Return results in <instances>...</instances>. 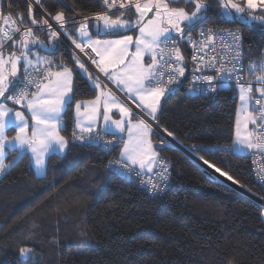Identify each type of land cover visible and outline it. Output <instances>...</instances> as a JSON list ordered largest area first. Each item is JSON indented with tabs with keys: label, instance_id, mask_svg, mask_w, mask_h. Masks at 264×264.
<instances>
[{
	"label": "snow or ice",
	"instance_id": "snow-or-ice-1",
	"mask_svg": "<svg viewBox=\"0 0 264 264\" xmlns=\"http://www.w3.org/2000/svg\"><path fill=\"white\" fill-rule=\"evenodd\" d=\"M33 3L43 9L41 0H25V10L16 9L15 13L9 10L5 14L0 9V174L25 156L44 173L46 158L63 154L70 146L61 133L67 131L64 114L74 106L71 143L100 146L109 152L119 149V158L109 161V166L115 165L127 175L143 177L157 169L155 180L150 177L141 182L154 194L162 192L170 165L157 149L167 147V137L175 136L161 126L157 114L162 111V98L178 92L185 77L187 65L180 44L193 50V67L187 69L189 93L208 96L229 91L240 102L231 143L193 145V151H249L264 157V54L245 63L242 32L204 27L217 7L221 18L259 24L264 29V0H218L216 6L208 0H100L102 11L81 13L79 20L69 19L60 9H43V15L37 17ZM196 28L197 38H193ZM38 31L47 33V41L40 39ZM62 34L150 118L158 145L152 140L153 123L139 114L134 121L132 109L93 77L73 51L77 72L98 91L91 100L76 99L73 68L63 58L59 62L51 58L64 44ZM5 45L15 50L7 51ZM39 49L48 55H41ZM209 71L214 75L207 74ZM114 111L120 118H113ZM106 136L113 139L106 140ZM11 153L15 156L6 163ZM199 158L213 170L210 179L219 174L240 184L227 171L203 156ZM260 178L264 179V168ZM19 252L21 257H34L31 248L21 247Z\"/></svg>",
	"mask_w": 264,
	"mask_h": 264
},
{
	"label": "trees",
	"instance_id": "trees-1",
	"mask_svg": "<svg viewBox=\"0 0 264 264\" xmlns=\"http://www.w3.org/2000/svg\"><path fill=\"white\" fill-rule=\"evenodd\" d=\"M41 5L50 12L63 10L69 19L103 10L100 0H41ZM25 8V0H0L5 14ZM34 12L42 15L35 8ZM204 27L241 28L245 63L264 54V29L259 24L230 22L214 7ZM198 31L193 29L191 35ZM37 35L47 41L46 32ZM39 52L48 55L43 49ZM71 52L64 42L51 58H63L73 68L76 99H92L97 90L77 72ZM161 108L160 124L174 133L173 140L197 159L203 156L227 171L240 184L230 182L264 202V187L255 182L249 155L192 148L231 143L238 96L229 91L189 96L179 90L164 97ZM74 117L73 106L64 114L67 131L61 133L70 146L64 155L48 158L43 177L35 174L25 156L0 178V264H264L263 205L210 179L198 162L171 142L157 149L172 165L170 184L165 192L151 195L109 169L119 149L109 152L71 143ZM152 140L159 144L155 131ZM21 247L33 249L34 257H21Z\"/></svg>",
	"mask_w": 264,
	"mask_h": 264
},
{
	"label": "built area",
	"instance_id": "built-area-1",
	"mask_svg": "<svg viewBox=\"0 0 264 264\" xmlns=\"http://www.w3.org/2000/svg\"><path fill=\"white\" fill-rule=\"evenodd\" d=\"M80 18H81V16H79V15L76 16V19H80ZM212 28H214L216 30H220V29L239 30L240 32H242L241 28H239V27H212ZM197 33L196 34H192L193 38H197ZM243 44H244V42H243ZM182 45L184 47L183 50H182ZM182 45L180 44L179 46L181 48L182 53L186 52V56H184V57H185V63L187 65V69H191L193 67V62L191 60V57H192V54H193V50H192L191 46H188V45H185V44H182ZM6 47H8V45H5V48ZM217 48L219 50V45H217ZM80 55L83 57V59L88 64L91 65L90 61L87 60V57H85L82 53ZM243 55H244V60H245L244 48H243ZM187 69H186V72H185V77L181 78L183 83H182V85H181L179 90H183L185 92V94L189 95V96H198V95H194V94L188 92L189 87H191V78H190V75H189V71ZM197 74H199V73H197ZM207 74H213L214 75V73H212L211 71H209ZM167 96L168 95H166L165 97H167ZM202 96H205V95H202ZM105 139L106 140H111V139H113V137H107L106 136ZM112 161H116V160H112ZM249 162H250V165H251V169H252V172H253V176H254L255 182L257 184H259V186L264 187V179L260 178V170H261V168H264V157H261L258 154L250 153L249 154ZM169 165H170V167H169L168 171H169L170 175H169V179L167 181V184H170V176L172 174V165H171V163H169ZM108 166H109V164H108ZM109 169H111L114 173L118 174L119 176L126 178L128 181H131V182H134V183L138 184L140 188L144 189L149 194L156 195V194H154L151 191V188H150V186L148 184L142 183L141 181L142 180H147L150 177L153 180H155L156 177L154 176V173L157 171V169H154L152 174L146 173L143 177H138L135 174L127 175V174L124 173V171L122 169L118 168L115 165L109 166ZM204 169H205V173L209 176V173H210L209 170L207 168H204ZM212 179H218V178L214 177ZM165 189H166V187H164V190L162 192H160V193L165 192ZM160 193H158V194H160Z\"/></svg>",
	"mask_w": 264,
	"mask_h": 264
},
{
	"label": "crops",
	"instance_id": "crops-1",
	"mask_svg": "<svg viewBox=\"0 0 264 264\" xmlns=\"http://www.w3.org/2000/svg\"><path fill=\"white\" fill-rule=\"evenodd\" d=\"M93 35H94V34H93ZM81 60H82V59H81ZM145 60L147 61V57H145ZM86 66H87V64H86ZM88 67H89V66H88ZM90 68H91V69H90ZM53 71H54V70H53ZM89 71L91 72V74H92L93 77H97V78L100 80V82H101L102 85L106 86L107 89H110L111 92H112L115 96H117L121 101H123L127 106H129V107L132 109V111H133V120H134V121H135V119H136V115L139 114V116H140L141 118H143V119H145V120H147V121L149 120V121H148L149 123H153V122L150 120V118H148L147 116L144 115V113L141 112L140 109L136 108L135 104H134L131 100H129V99L126 97L125 93L121 92V91L116 87V85L113 84L111 81H109V80L104 76L103 73H100L99 70L96 69L94 65H92V67H89ZM73 76H74V75H73ZM97 94H98V91H97ZM92 99H93V98H92ZM163 99H164V98H162V100H161V104H162V102H163ZM87 100H91V99H87ZM112 115H113V118H114V119H118V118H120V117L118 116V114H117L115 111L113 112ZM157 115H158V114H157ZM74 116H75V109H74ZM153 129H154V131H155V124H154V123H153ZM9 135H15V133H14V132H13L12 134L9 133ZM66 152H67V149L65 150V152H64L63 154H57V155H64ZM47 161H48V158H46V167H45V172H44V173H41V171H40L39 169H37V168L35 167L34 164H32L33 169H34V172H35V174H36L38 177H43V176L46 174V171H47ZM153 170H154V169H153Z\"/></svg>",
	"mask_w": 264,
	"mask_h": 264
},
{
	"label": "water",
	"instance_id": "water-1",
	"mask_svg": "<svg viewBox=\"0 0 264 264\" xmlns=\"http://www.w3.org/2000/svg\"><path fill=\"white\" fill-rule=\"evenodd\" d=\"M37 8L38 10L41 12V14L43 15V10L42 8L40 7V5H37ZM62 39H64L62 36H61ZM64 42H66L73 51H75V53L80 56V52H78L77 49H75V47L72 45L71 41L68 40V39H64ZM80 53V54H79ZM166 136V134H164ZM167 139L173 144L175 145L177 148H179L180 150H182L183 152H185L187 155H189L190 157H192L196 162H198L203 168H206V165L203 164V162H201L199 159H197L195 156H193L192 154H190L187 150H185L182 146H180L175 140H173L171 137H167ZM221 181L225 182L226 184L232 186L233 188H235L236 190H238L239 192L245 194L246 196L250 197L251 199L255 200L256 202L260 203L261 205L264 206V202H262L261 200H259L258 198H256L255 196H253L252 194L248 193L247 191L241 189L240 187L238 186H234L232 185L231 183H228L222 179H220Z\"/></svg>",
	"mask_w": 264,
	"mask_h": 264
},
{
	"label": "rangeland",
	"instance_id": "rangeland-1",
	"mask_svg": "<svg viewBox=\"0 0 264 264\" xmlns=\"http://www.w3.org/2000/svg\"><path fill=\"white\" fill-rule=\"evenodd\" d=\"M33 7L35 8V9H37L38 10V8H37V5L35 4V3H33ZM38 12H40L39 10H38ZM41 13V12H40ZM149 15H151V14H149ZM53 27H55L54 25H53ZM131 34H133L134 36H135V33H131ZM66 43V42H65ZM74 46V45H73ZM71 48V47H70ZM80 54V53H79ZM80 58L85 62V64H87V66H89V67H92V65H90V64H88L84 59H83V57L80 55ZM239 99H238V108H237V112H236V118H237V115H238V109H239ZM236 120V119H235ZM249 127H251V125L249 126ZM234 154H240V155H249L251 152H249V151H244V152H233ZM212 170V169H211ZM3 176V174H0V178ZM225 178V177H224ZM217 180H220V179H217ZM23 258H27V257H23Z\"/></svg>",
	"mask_w": 264,
	"mask_h": 264
},
{
	"label": "bare ground",
	"instance_id": "bare-ground-1",
	"mask_svg": "<svg viewBox=\"0 0 264 264\" xmlns=\"http://www.w3.org/2000/svg\"><path fill=\"white\" fill-rule=\"evenodd\" d=\"M50 22H51V21H50ZM51 23H53V25H54L55 27H57L56 24H55V22H51ZM57 30L59 31V28H57ZM62 37H63V34H62ZM63 38H64V37H63ZM64 39H65V38H64ZM77 50H78V49H77ZM78 52H79V50H78ZM90 69H91V68H90ZM206 168L209 170L210 173L213 171V170L209 169L207 166H206ZM215 177L218 178V179H222V180H224V181H226V182H228V183H231L232 185L236 186V185L233 184L232 182L228 181L226 178H224V177H219V174H215Z\"/></svg>",
	"mask_w": 264,
	"mask_h": 264
}]
</instances>
